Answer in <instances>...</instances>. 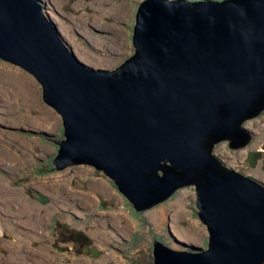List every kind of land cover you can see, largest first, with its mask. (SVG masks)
<instances>
[{
	"label": "water",
	"instance_id": "1",
	"mask_svg": "<svg viewBox=\"0 0 264 264\" xmlns=\"http://www.w3.org/2000/svg\"><path fill=\"white\" fill-rule=\"evenodd\" d=\"M135 15V53L109 70L76 55L40 0H0V58L62 115L65 137L47 138L58 170H104L138 211L195 184L208 248L155 239V264H264V182L213 153L250 144L243 123L264 110V0H143Z\"/></svg>",
	"mask_w": 264,
	"mask_h": 264
},
{
	"label": "rangeland",
	"instance_id": "2",
	"mask_svg": "<svg viewBox=\"0 0 264 264\" xmlns=\"http://www.w3.org/2000/svg\"><path fill=\"white\" fill-rule=\"evenodd\" d=\"M40 1L86 64L113 70L134 55L135 13L143 0ZM120 5L121 11L112 10ZM243 126L254 132L251 145L232 149L222 140L213 153L225 166L264 182L263 159L255 167L249 161L252 151L264 154V110ZM64 137L62 115L45 101L42 83L0 58V264H95L112 255L104 264H155V239L175 250L208 248L195 184L138 211L104 170L87 163L58 170L53 159L60 146L47 138ZM40 195L48 202L41 203ZM115 218H123V234ZM75 231L90 236L91 253L71 239Z\"/></svg>",
	"mask_w": 264,
	"mask_h": 264
},
{
	"label": "bare ground",
	"instance_id": "3",
	"mask_svg": "<svg viewBox=\"0 0 264 264\" xmlns=\"http://www.w3.org/2000/svg\"><path fill=\"white\" fill-rule=\"evenodd\" d=\"M115 6H117V5H115ZM116 9H120V11H121V5L119 6V7H117V8H115V9H112V10H116ZM49 13H50V15H49V17H51V19L56 23V25L58 26V29H59V31L61 32V34L63 35V37L66 39V38H68L69 36H67V33L65 32V31H63V29L61 28V25L59 24V22L56 20V17L51 13V11H49ZM247 127V126H246ZM179 203V205L180 206H183L184 205V200H181L180 202H178ZM112 219L114 218V216H112L111 217ZM116 219V218H115ZM162 219H163V217H162ZM122 221H123V218H121V219H116L115 220V227L116 228H120V232H122V234H123V232H125V229L126 228H123V227H121L122 226ZM126 225H128V224H126ZM0 228H1V224H0ZM189 230H191V227H189L188 228ZM180 229L179 230H175V232L178 234H180ZM178 234V235H179ZM182 234L183 235H185V233L184 232H182ZM118 235H119V233H118ZM118 235H116V236H118ZM99 238L100 239H102V240H106V238L105 237H103L102 235H100L99 236ZM112 258H115V255L113 256H102V257H100V258H98V260L95 262V264H104V263H106V262H109ZM81 264H83V263H81Z\"/></svg>",
	"mask_w": 264,
	"mask_h": 264
},
{
	"label": "flooded vegetation",
	"instance_id": "4",
	"mask_svg": "<svg viewBox=\"0 0 264 264\" xmlns=\"http://www.w3.org/2000/svg\"><path fill=\"white\" fill-rule=\"evenodd\" d=\"M258 152L260 153L261 157L264 158L263 152L262 151H258ZM69 232H71V231H69ZM68 234H70V233H68ZM83 235H87V237H84ZM70 237L72 240H74L76 242V244L82 246L83 250L88 248V251L91 253V250L93 248H90V245L87 246L91 240V238L88 234L80 232V231L79 232L75 231L73 234H70Z\"/></svg>",
	"mask_w": 264,
	"mask_h": 264
},
{
	"label": "clouds",
	"instance_id": "5",
	"mask_svg": "<svg viewBox=\"0 0 264 264\" xmlns=\"http://www.w3.org/2000/svg\"><path fill=\"white\" fill-rule=\"evenodd\" d=\"M48 14V13H47ZM74 50V49H73ZM75 52V51H74ZM250 119H252V118H250ZM248 120V119H247ZM245 127V126H244ZM245 128H247L248 129V127H245ZM252 132V131H251ZM252 134L254 135V132H252ZM253 138H254V136H253ZM255 139V138H254ZM254 139H253V141L250 143V144H248L247 146H249V145H251L253 142H254ZM228 141V140H227ZM229 142V141H228ZM218 144V143H217ZM216 146V145H215ZM258 151H262V150H258ZM257 151V152H258ZM263 152V151H262ZM260 159H263V157H261ZM264 164V163H263ZM159 240V239H158ZM161 241V240H160ZM163 242V241H162ZM164 243V242H163ZM167 245V244H166ZM88 253V252H87ZM89 254V253H88ZM94 255H97V250H95V254Z\"/></svg>",
	"mask_w": 264,
	"mask_h": 264
}]
</instances>
